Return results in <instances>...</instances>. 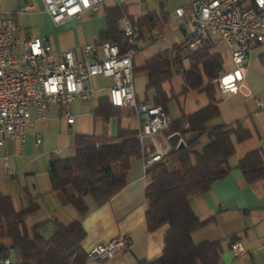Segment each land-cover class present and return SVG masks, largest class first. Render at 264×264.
I'll return each mask as SVG.
<instances>
[{
    "label": "crops",
    "instance_id": "obj_1",
    "mask_svg": "<svg viewBox=\"0 0 264 264\" xmlns=\"http://www.w3.org/2000/svg\"><path fill=\"white\" fill-rule=\"evenodd\" d=\"M189 1L141 0L137 3L130 0L121 5L122 12L140 23L137 52L132 61L134 93L135 84L139 92L135 98L153 103L155 93L152 89L145 90L148 74L142 67L150 58L167 51L175 63L177 56L180 58L171 66L170 78L161 84L167 99L165 112L171 120H181L212 103L217 108V116L207 126H229L238 122L247 131V138L240 142L232 136L234 153L228 160V173L215 180L206 192L189 198L192 212L199 221L204 222L191 233V239L194 243L219 241V264H264V43L254 46L245 69L244 83L250 91L249 95L236 92L222 97L214 84L204 76L201 87L184 91L183 73L189 67L188 50H183L185 31L174 16V9H186ZM114 6L110 2L105 3L95 14H85L80 19L71 18L55 24L44 10L41 0H0V20L13 18L21 29V36H38L58 51L100 40L107 29V14ZM61 35L67 39L66 42L60 40ZM208 53L221 57L222 70L232 68L229 49L224 42L209 45ZM92 84L95 88L94 99H77L68 108L74 115L73 123H66L62 106L51 104L45 120H37L32 115L27 127L29 136L23 144L17 140H5L0 147V157H9V169L13 174L6 176L0 158V196L9 198L16 212L32 207L25 216L24 225L29 231L31 227L41 224L38 232L45 239L52 234L53 221L64 226L79 222L84 231L81 248L86 253L95 244L118 236L129 240V246L112 258L99 261L88 257L87 264H138L156 259L162 254L167 228L146 229L144 214L147 202L144 191L149 179L141 157L131 161L126 184L107 203L97 206L90 197L84 199L87 206L85 214L67 203L61 192L52 191L49 165L53 160L74 155L77 136L85 137L84 143L88 145L104 134L115 138L119 130L138 129V116L130 108L110 107L113 114L108 118L99 112L101 105L109 104L107 90L112 84L110 77L95 76ZM208 84H212L210 88ZM35 135L40 138L39 143H36ZM169 136L167 128L146 144L166 154L175 149L168 141ZM178 138L181 139L179 135ZM205 142L206 138L203 137L201 145ZM254 151L262 158L263 176L248 182L237 165ZM66 192L71 195L73 189L68 186ZM232 239L241 242L245 254L232 256ZM0 248L12 261L11 239L0 238Z\"/></svg>",
    "mask_w": 264,
    "mask_h": 264
},
{
    "label": "trees",
    "instance_id": "obj_2",
    "mask_svg": "<svg viewBox=\"0 0 264 264\" xmlns=\"http://www.w3.org/2000/svg\"><path fill=\"white\" fill-rule=\"evenodd\" d=\"M121 15V5L108 12L107 29L100 41L116 43L123 52L127 41L118 27ZM208 48L209 45L187 51L189 67L183 73L184 91L201 87L203 76L211 81L222 70L221 57L209 55ZM179 59L177 56L176 60ZM176 63L165 51L147 60L142 67L148 74L145 90L154 91L153 104L161 106L164 111L167 99L161 84L170 78V68ZM211 85L208 84V88ZM110 107L115 106L105 103L99 112L108 118L113 114ZM216 116L217 108L211 103L181 120L172 121L168 127L169 134L177 133L182 138L184 147L171 149L164 155L163 162L146 170L149 181L144 191L147 231L162 226L167 228L162 254L138 264H219V241L194 243L191 239V233L204 222L194 215L188 200L195 194L206 192L215 180L228 173V160L234 153L232 136L240 142L248 133L238 122L229 126H207ZM135 134L136 131L119 130L115 138L104 134L88 145L84 143L85 137L77 136L74 155L53 160L49 165L52 191L61 192L67 203L81 214L87 212L86 197L97 206L107 203L126 184L131 161L141 157ZM203 137L206 142L201 145ZM237 167L248 182L263 176L262 158L256 151L242 158ZM68 186L73 189L71 195L66 192ZM32 209L16 212L10 199L0 196V238L11 239L14 257L10 264H87V253L81 248L84 238L81 224L73 222L64 226L53 221L52 234L45 239L38 232L41 224L29 231L24 225L25 216ZM234 241L232 239L231 243ZM3 250L0 248V253Z\"/></svg>",
    "mask_w": 264,
    "mask_h": 264
},
{
    "label": "built area",
    "instance_id": "obj_3",
    "mask_svg": "<svg viewBox=\"0 0 264 264\" xmlns=\"http://www.w3.org/2000/svg\"><path fill=\"white\" fill-rule=\"evenodd\" d=\"M129 1L41 0L55 24L95 14L105 3L119 6ZM174 16L185 31L184 51L197 50L217 41L227 45L232 68L221 70L211 80L219 95L225 97L236 92L249 95L244 73L252 49L264 43V0H190L186 9H174ZM118 22L127 41L123 52L116 43L100 40L56 51L38 36H21V29L13 18L0 20V147L5 140H17L23 144L29 136L27 127L32 115L37 120H45L51 104L62 106L66 123H73L74 115L69 112V106L77 99L92 101L95 97L92 79L100 75L112 79L107 90L109 103L130 108L138 116L135 139L140 144L145 173L153 164L163 162L165 153L157 148L151 149L146 142L166 130L172 120L161 106L135 98L132 61L137 52L140 27L138 21L125 12ZM180 140L183 142L182 138ZM35 141L40 142L38 135H35ZM0 158L6 176L12 175L9 157L1 155ZM128 246L129 240L118 236L95 244L87 256L103 261ZM230 252L233 257L245 254L240 241L230 244ZM10 263L3 250L0 264Z\"/></svg>",
    "mask_w": 264,
    "mask_h": 264
},
{
    "label": "water",
    "instance_id": "obj_4",
    "mask_svg": "<svg viewBox=\"0 0 264 264\" xmlns=\"http://www.w3.org/2000/svg\"><path fill=\"white\" fill-rule=\"evenodd\" d=\"M168 141L171 147H174L175 149L184 147V143L181 140H179L177 133L170 134Z\"/></svg>",
    "mask_w": 264,
    "mask_h": 264
},
{
    "label": "rangeland",
    "instance_id": "obj_5",
    "mask_svg": "<svg viewBox=\"0 0 264 264\" xmlns=\"http://www.w3.org/2000/svg\"><path fill=\"white\" fill-rule=\"evenodd\" d=\"M44 23V22H43ZM37 32H39V31H37ZM60 40H64V42H66L67 41V39L65 38V37H63L62 35L60 36ZM137 84H135V96H138V91H137ZM137 94V95H136ZM140 95V94H139Z\"/></svg>",
    "mask_w": 264,
    "mask_h": 264
}]
</instances>
